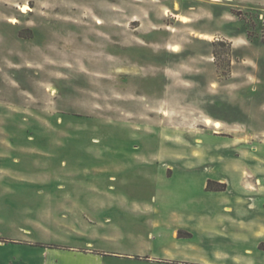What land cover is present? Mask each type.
I'll return each mask as SVG.
<instances>
[{"label": "rangeland", "instance_id": "rangeland-1", "mask_svg": "<svg viewBox=\"0 0 264 264\" xmlns=\"http://www.w3.org/2000/svg\"><path fill=\"white\" fill-rule=\"evenodd\" d=\"M168 145L200 150L211 180L232 179L231 154L262 196L264 0H0V264H264V204L249 200L246 251L183 228L174 241L152 222L215 201L172 194L154 163L102 160Z\"/></svg>", "mask_w": 264, "mask_h": 264}, {"label": "crops", "instance_id": "crops-1", "mask_svg": "<svg viewBox=\"0 0 264 264\" xmlns=\"http://www.w3.org/2000/svg\"><path fill=\"white\" fill-rule=\"evenodd\" d=\"M216 136L218 138H221V140L223 139V142L221 144L226 149H228L227 147H229V149L232 150V146H234L232 143L234 138L231 139L228 137L224 138L218 135ZM181 137H183L184 141L187 139L183 135H181ZM168 146L169 147H165L164 149L160 150V155H158L157 148H153V150L151 149V159H144V157L139 154V149L133 148L128 150V153L127 151H124L125 153L122 151V153L118 152L116 154L107 153L108 157H106V155H102V160H105V162L108 163L111 160L110 156H112L113 161L116 160L120 162V158L122 159V157H124L123 160L125 161L127 155L128 160L130 159L133 161H140L146 165L154 163L157 167V172H159V178H161V181H163V183H167V185L171 184L173 186L172 194L185 192V190L193 191V189H196L197 186V188L199 187V189L206 196H210L215 201V213H209L208 210H204L199 218L190 217L189 220H184V218L175 214H172L171 216V213H169L170 216H167L166 214L165 217L162 216V218H164L163 225L159 224L157 221H153V230H155V233L157 235L159 233V230L161 229L163 231V235L176 241L178 233L177 229L183 228L192 233L198 232L201 237L208 241H225L226 236H229L234 242H236V245H239L240 249L243 248V251L248 250L249 246L247 243H245V241L247 240V238L252 239V237L254 236L253 234L256 230V228L254 227L256 223L254 224V216H252L255 213L254 207H248L249 200H252L257 205L262 206L264 204V192L262 193L261 197L258 196L256 198V194L252 193L251 191V188H253L252 185L247 181L238 179L239 175L237 165L233 162L234 160L231 158V154L228 156L230 158V163L225 164V168L231 173L232 179L226 177L213 178L219 184L226 185V189L224 191L207 190V182L214 181L211 179H207V174L214 171V169L207 168L206 165L200 166L201 164L196 162L200 159V154H202L200 150L187 148L188 154H185L183 152L184 148H171L170 145ZM197 153L198 155H196ZM160 156L164 157V164H158ZM122 169H124L123 172L126 171L125 162ZM200 169H204L202 175H199L198 171ZM191 171L195 173L192 176H189L188 172ZM163 192H159L158 195L161 198V205L164 206V203H167V201L170 200V191L165 192L163 190ZM155 210L156 209L153 210L152 214H157L156 212H154ZM187 245L189 250L195 249V245L189 242L187 243ZM161 249L169 256L175 257V255L166 248L161 247ZM149 254L151 258L155 259L152 246ZM186 256L181 257L182 260H190L191 256Z\"/></svg>", "mask_w": 264, "mask_h": 264}, {"label": "bare ground", "instance_id": "bare-ground-1", "mask_svg": "<svg viewBox=\"0 0 264 264\" xmlns=\"http://www.w3.org/2000/svg\"><path fill=\"white\" fill-rule=\"evenodd\" d=\"M21 10H22V11H26V10H29V8L24 7V8H21ZM96 23H97L98 25H101V21H100V20H97ZM203 39H206V38H203ZM172 50H173V51H176L177 49H176V47H173ZM205 124L210 125L211 122H210L209 120H205ZM214 126H215L216 128H219V127H220V125H219L218 123H214ZM248 254H249V252H248Z\"/></svg>", "mask_w": 264, "mask_h": 264}, {"label": "trees", "instance_id": "trees-1", "mask_svg": "<svg viewBox=\"0 0 264 264\" xmlns=\"http://www.w3.org/2000/svg\"><path fill=\"white\" fill-rule=\"evenodd\" d=\"M208 184H209V183H208ZM208 184H207V190H211V189H209L210 187H209ZM178 235H180V234L178 233ZM259 249L262 250L261 247H260Z\"/></svg>", "mask_w": 264, "mask_h": 264}]
</instances>
